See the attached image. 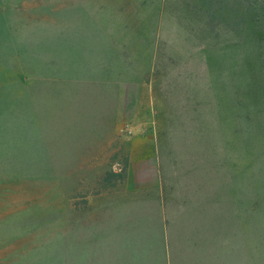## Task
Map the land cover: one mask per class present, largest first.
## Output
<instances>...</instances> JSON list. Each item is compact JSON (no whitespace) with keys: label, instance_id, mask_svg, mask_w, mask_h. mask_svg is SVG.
I'll return each instance as SVG.
<instances>
[{"label":"rangeland","instance_id":"374dc122","mask_svg":"<svg viewBox=\"0 0 264 264\" xmlns=\"http://www.w3.org/2000/svg\"><path fill=\"white\" fill-rule=\"evenodd\" d=\"M167 260L264 264V0H0V264Z\"/></svg>","mask_w":264,"mask_h":264},{"label":"crops","instance_id":"0c3cea01","mask_svg":"<svg viewBox=\"0 0 264 264\" xmlns=\"http://www.w3.org/2000/svg\"><path fill=\"white\" fill-rule=\"evenodd\" d=\"M169 259V258H168ZM167 263H168V260H167ZM169 264V263H168Z\"/></svg>","mask_w":264,"mask_h":264}]
</instances>
